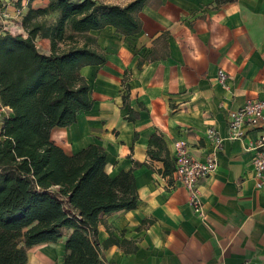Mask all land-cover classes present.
<instances>
[{"label": "crops", "instance_id": "obj_1", "mask_svg": "<svg viewBox=\"0 0 264 264\" xmlns=\"http://www.w3.org/2000/svg\"><path fill=\"white\" fill-rule=\"evenodd\" d=\"M96 1L124 6L134 0ZM48 3L0 0V31L16 23L22 32L17 22L30 5ZM139 16L143 27L133 36L124 37L112 25L92 31L106 52L103 64L81 70L93 107L51 133L68 154L93 143L103 146L111 176L134 168L137 207L103 214L99 224L101 245L111 238L110 230L115 239L102 248L103 264H264V190L256 186L253 164L264 122L247 126L243 138L228 137L230 111L250 99L264 100V0L221 6L215 0H145ZM36 44L50 53L49 39L37 37ZM219 70L225 71V82ZM129 107L139 113L135 120L127 118ZM5 113L9 116L10 108ZM209 129L225 140L216 170L199 183L198 213L187 188L174 172L163 175V161L152 159L148 149L156 133L174 165L180 140L194 158L205 160L212 150ZM71 231L64 228L58 241L31 247L27 264H62Z\"/></svg>", "mask_w": 264, "mask_h": 264}, {"label": "trees", "instance_id": "obj_2", "mask_svg": "<svg viewBox=\"0 0 264 264\" xmlns=\"http://www.w3.org/2000/svg\"><path fill=\"white\" fill-rule=\"evenodd\" d=\"M144 2L121 6L49 0L44 8L30 5L17 22L22 32L0 31V103L11 110L0 130V264H27L31 247L58 241L64 228L72 231L62 264H103L102 248L115 239L109 228L111 238L100 244L102 215L137 207L134 168L111 176L103 146L93 143L68 154L51 133L93 107L91 87L81 70L103 64L106 52L92 31L112 25L124 37L139 33ZM37 37L50 40V53L38 48ZM127 81L125 75L123 102L128 105ZM138 117L129 107L127 118ZM148 153L163 161V175L173 174L168 148L156 133ZM140 164L135 161V166Z\"/></svg>", "mask_w": 264, "mask_h": 264}, {"label": "built area", "instance_id": "obj_3", "mask_svg": "<svg viewBox=\"0 0 264 264\" xmlns=\"http://www.w3.org/2000/svg\"><path fill=\"white\" fill-rule=\"evenodd\" d=\"M8 31L20 32L16 24L9 25ZM222 82L226 81V73L219 70ZM8 107L0 103V117L6 116ZM264 122V100H248L242 107L230 111L228 115L229 138L240 139L246 134V127H258ZM207 137L211 142L212 150L205 160L194 158L186 141H177L174 155L176 180L183 184L189 192V200L194 210L202 211V200L200 196V181L211 175L218 166L217 154L225 138L216 130H207ZM254 171L257 178L256 186L264 190V134L260 136L255 144V157L253 160Z\"/></svg>", "mask_w": 264, "mask_h": 264}, {"label": "rangeland", "instance_id": "obj_4", "mask_svg": "<svg viewBox=\"0 0 264 264\" xmlns=\"http://www.w3.org/2000/svg\"><path fill=\"white\" fill-rule=\"evenodd\" d=\"M1 7H0V11H1ZM16 23H14V25H15ZM7 28L9 27V24H7V26H6ZM7 28L5 29V30H7ZM1 118V117H0Z\"/></svg>", "mask_w": 264, "mask_h": 264}]
</instances>
